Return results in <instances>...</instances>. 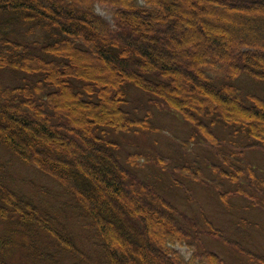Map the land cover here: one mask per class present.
<instances>
[{"label":"trees","instance_id":"16d2710c","mask_svg":"<svg viewBox=\"0 0 264 264\" xmlns=\"http://www.w3.org/2000/svg\"><path fill=\"white\" fill-rule=\"evenodd\" d=\"M219 1L245 18L262 15L249 10L257 9L262 0ZM85 3L86 7L78 10L70 0H52L47 11V0H0V148L50 176L68 193L79 217L99 237L106 264H224L215 251H200L203 235L219 241L247 264H264V256L251 252L207 217L199 220L187 213L165 195L167 188L177 184L184 192L181 203L189 206L192 194L187 184H201L231 212L234 206L227 200V192L222 191L228 181L234 188L230 194L250 201L245 208H254L257 200L264 203L260 198L264 178L257 175L255 165L242 162L246 149L264 147V130L259 124L264 123V96L246 91L238 81L245 76L257 86H264V49L257 33L241 37L230 32L225 39L215 37L212 45L218 50L216 54L199 50L196 80L192 78L190 83L197 81L211 99L207 104L180 105L172 103L165 91L172 75L178 78L183 72L165 60L161 62L166 45L157 52L146 39L149 36L157 41L168 33L173 45H177L172 28L177 22L175 8H166L167 13L162 15L161 0ZM97 5L110 11V21L97 13ZM144 19L147 23H143ZM190 35L203 40L196 27ZM94 51L124 72L104 96V101L115 107V119H91L79 126V131H71L69 114L59 106L74 101L81 108L95 110L102 105L103 87L97 80L76 72L75 67L66 70L65 66L73 60L72 55L82 57ZM175 52L187 56V43L179 45ZM165 74L171 76L165 78ZM224 94L237 100L239 116L220 110L215 99L220 98L227 108ZM162 110L178 113L188 125V140L181 142L182 147L207 143L209 154L205 160H200L199 153L194 157L181 154L167 168L157 158L160 168L149 167L148 172L144 168L152 159L121 147L120 136L159 132L161 126L154 121V111ZM30 116L38 119L36 131ZM247 116L256 118V132ZM212 176L217 178H209ZM153 216L159 218L163 232L157 233L151 227L147 217ZM55 221L58 219L54 214L17 192L0 168V250L12 252L13 243L18 242L11 227L1 230V225L12 223L24 227L30 237L18 242L23 247L27 243L34 246L32 237L36 231L43 241L46 237L54 242L51 255L35 250L41 260L48 258L44 256L55 258V251L72 255L75 247L72 250L71 238L64 227L59 226L62 231L56 227ZM109 225L121 237L117 245L109 241ZM176 245L192 249L190 258L182 256Z\"/></svg>","mask_w":264,"mask_h":264},{"label":"rangeland","instance_id":"374dc122","mask_svg":"<svg viewBox=\"0 0 264 264\" xmlns=\"http://www.w3.org/2000/svg\"><path fill=\"white\" fill-rule=\"evenodd\" d=\"M51 1L52 0H47L48 4L45 6L47 11H50L48 5ZM161 1L167 4L169 3V6L163 3L162 6L164 10H161L159 12L160 14L165 15V13H167L166 8H175L174 15L177 17V22L172 28L175 32L174 40L177 41H175L177 45H173L168 33H166L165 36H161L157 41L150 40L149 36H146V39H149V41L156 46L154 49L157 52L161 51L162 46L166 45L167 51L164 55V59H161V62L163 63L165 60L167 63H171V65L183 72V75L178 78L172 75L173 79L168 83L167 90L165 91L167 98L172 103L180 105H185L187 102H193L196 105H198V102H204V104L209 103L211 96L200 90L197 81L194 84H191L190 81L193 79L196 80L195 63L198 51L205 50L210 54L217 53L218 50L212 45V41L215 37L216 39H225L230 32L241 37H251L254 32H256L257 40L264 49V0H262L259 5H256L257 9L249 8L250 12L256 11L262 13L261 16H257L256 18H245L240 16L238 12H232L226 2H220L219 0ZM70 3L74 4L75 8L78 10H82L86 7L85 0H70ZM96 10L104 18L109 21L111 20L110 11L108 9L97 5ZM235 10L240 11L241 9L236 8ZM230 12L233 13V15L230 14ZM143 23H147V21L144 19ZM160 27L162 28V26ZM194 27L198 29L199 34L203 37L202 41H197V38L191 35L188 36L190 32L193 33ZM161 32L163 33L162 30ZM184 42L187 43L189 50V53L185 57L179 56L175 52L176 48L184 44ZM82 57L72 55L73 60L65 66V69L74 70L75 67L76 72L100 82L103 87L101 92L103 101L102 105L97 106L95 110L81 108L77 106L74 101L59 106L69 114L68 126L71 131H79V126L86 125L91 122V119H115V115L113 114L115 107L110 103H106V101H104V96L109 94L108 92L112 86H115L116 80L124 75V72L120 70L117 64H110L103 56L95 51L92 52V55L87 54ZM163 76L168 78L171 75L165 74ZM238 81L246 91L256 92L264 96V86H257L251 79L245 76L239 77ZM139 93L140 92H137L138 96H140ZM223 96L228 100V107L225 108L224 102L221 101L220 98H217L215 101L220 110L228 115L239 116V109L236 105L237 100L233 95L224 94ZM24 111L26 114L29 113L27 109H24ZM257 111L262 112L263 110L257 108ZM97 112H101V114L99 115ZM30 117L33 118V122L35 123L34 130L36 131L38 119L34 116ZM247 118L253 122L252 131L256 132V123H258L256 118L250 116H247ZM154 121L157 125L161 126L159 132H146L145 134L141 133L136 136H120L122 139V148H126L129 151H136L138 154L148 156L152 159L148 162V165H146L148 167L144 168L146 171L150 172V168L152 169L153 167L156 169L160 168L156 163L157 158L165 162L167 168H171V163L181 154L185 157V155L189 153L194 157L195 154L199 153L197 156H200V160H205L204 156L209 154V152L206 151L208 147L206 146L207 143H201L198 144L199 146L194 145L193 147L191 146L192 144L188 143L186 146L182 147L181 142L185 139L188 140L189 128L188 125L186 126L184 122L181 121L178 113L172 111L167 112L166 110L154 111ZM259 122L260 125L262 124L261 127H263L264 130V123L261 121ZM72 128L74 130H72ZM216 132L217 136H220V131L216 130ZM60 145L63 147L62 144ZM83 152L85 151L83 150ZM246 161L255 165L257 175L264 178V147H250L246 149L245 157L244 160L242 158V162L246 163ZM0 168L5 171L9 183L17 192L28 197L42 210L47 211L49 214H54L57 217L58 221H55V223H57L56 227H64L65 233L71 238L72 250L73 247H75V251L73 250L74 253L72 255L55 251L54 255H52L55 258L52 259L49 256H44L48 258L41 260L37 257V253L49 252L51 255V253H53L51 249L53 248L52 244L54 242L51 243L45 236V240L43 241L39 231H36L32 237V239L35 240L34 246L27 243L24 244L23 247L22 243L18 242H24L30 238L27 237V234L24 232L26 229L20 225L15 227L14 224L7 223L1 225V230L6 231L11 227L14 238L18 242L13 243L14 247L12 252L7 253L0 250V264H106L103 260L106 254L101 243H99V237L88 227L87 221L79 217V212L74 209L73 200L68 193H65L61 186L57 185L56 181L50 178V176H45L36 171V169L26 166L2 148H0ZM175 175L179 177L178 172H176ZM164 178L165 177L162 178L163 181H168ZM209 178L216 179L217 177L212 176ZM246 185L247 184H245L244 187ZM187 187H189V193L192 194L189 206L181 203V198H184V192L177 184L167 188L168 191L165 192V195L170 201L177 202L187 213L196 215L199 220H203L204 217H207L212 221L214 226L220 228L235 240H239L246 248L250 249V251L252 250L251 252L264 256L263 202H258L256 199L257 203H254V208H245L244 206L250 201L245 197L234 196L232 193L230 194L229 190L232 191L234 188L228 181H225L222 191L227 192V200L234 206L231 208L232 211L229 212L226 208L224 209L225 206L221 204L219 200L215 199L216 197L213 195V192H210V189H206L201 184L197 183L187 184ZM260 198L264 199L263 193L260 194ZM147 219L151 227L154 228L157 233L163 232L164 227L158 220L159 218L153 216L147 217ZM208 227H210V225ZM109 228L111 230L109 241L117 245L121 237L110 225ZM153 235H155V237L158 236L157 234ZM51 237L56 240L55 235H51ZM201 240L202 244L199 247L201 252H204V249L215 251L222 257L224 264H247V261L243 257L228 250L219 241L205 237V235L202 236ZM95 242H97V244L94 245ZM175 249L186 259L190 258L193 251L185 245H176Z\"/></svg>","mask_w":264,"mask_h":264}]
</instances>
